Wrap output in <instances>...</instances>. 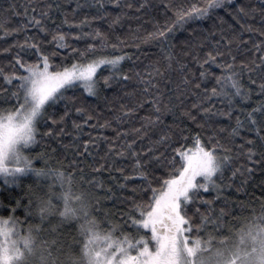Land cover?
<instances>
[{
	"label": "trees",
	"instance_id": "obj_1",
	"mask_svg": "<svg viewBox=\"0 0 264 264\" xmlns=\"http://www.w3.org/2000/svg\"><path fill=\"white\" fill-rule=\"evenodd\" d=\"M145 0H120V6L112 3L111 0H104V9H99V5L95 0H0V69L4 73L16 71L22 73L23 70L19 65L15 64L14 56L20 52L21 56L28 62H34L37 59L35 50H25L21 52L18 47L24 41L31 40L39 43L40 51L50 55L56 52L54 62L57 66L70 65L74 60H79L77 54L71 52V48L83 50L87 44L94 43L97 45V51L91 56L100 55H123L127 54L131 59L122 62L121 72L127 74L130 79L122 80L120 76L112 79L109 86H105L102 77L110 76L112 73L108 69L98 70V79H100V91L98 96H89L84 90L77 86L74 89L68 90L66 93L69 97H74V102H69V108L73 109L70 116L66 118L65 124L56 126L59 131L60 127L65 128V134L59 137H44L42 133L46 131L44 124L39 125L40 135L37 136V144L26 149V154H36L45 152L50 157L49 164L52 168H60L62 170L74 173V176L80 177L83 175V185L93 191H99L103 199L107 202L108 209L114 213L117 220L122 219V213L126 212L131 206V201L128 200L121 204L120 199L126 197L139 198L140 178L135 176L133 166L134 160L125 157H115L114 154L108 156V161L116 159L117 166L124 169L123 174L109 169L104 160L101 159L108 151V145L114 143L119 149L120 144L126 140H135V150L141 152L144 158L148 155H159L164 153L161 161L166 168L174 170L172 165L167 161L173 156V149L178 148L184 143L181 140V130H184V135L189 136V140L185 146L191 144V136L199 133L202 139L207 140L208 136L216 133L223 143L228 144V131L235 126L236 116L245 119L246 113L251 111L264 102V94L260 93L259 80L255 85L248 80V75L245 73L242 77V82L245 88L251 89V98L242 101L239 97L236 98L235 108L231 119L225 116L205 115L199 108H193V104L200 102V97L204 96V88L211 89L216 86L215 77L222 74L223 70L216 65H205L209 69L210 75L202 82V86L196 89L192 84L184 85L182 80L184 76H188L193 84L201 82L199 75L200 62L206 59L207 53L212 52L215 55L216 51L225 53L222 60L224 63H232V56L235 57L237 68L239 65L249 63L253 59H257L261 55L253 47L264 41V0H231V3H226L225 7L219 8L210 18L196 20L186 24L183 28H177L166 41L161 42L159 39L145 40L149 33L157 30V28L170 23L174 19L173 11L166 10L165 6L171 4L172 8L178 7L181 4L191 2V0H147L146 6L139 12L136 9ZM126 3H132L133 8L124 7ZM77 4L81 7H77ZM49 5L51 7L49 8ZM243 7L249 12L245 16L238 9ZM35 9V11H33ZM255 9V11H251ZM27 11V16L25 12ZM41 12H47L48 16L42 18V23L48 28L47 33H42L39 28L29 24L28 18L36 15L41 18ZM87 17L88 23L80 28L75 25H80V22ZM93 17H96L93 19ZM119 17V20H117ZM67 18L69 24H64V19ZM27 25V27H24ZM70 25H72L70 27ZM70 32L73 36L68 38V43L71 45L69 49H59L52 42V35L57 30ZM243 26V27H242ZM248 26H251L252 31H248ZM7 29L9 34L6 36L4 30ZM17 29H19L17 31ZM94 33L99 30L105 37L108 47L100 48V39L84 37L83 39H74L75 34L81 32ZM234 37H239V40L246 43L237 44L239 41H234L230 46L229 40ZM219 41V44H217ZM118 45L117 48H112L111 45ZM172 45L171 51L174 54L172 69H167L168 61L164 59L161 48H168ZM229 47L231 54H229ZM4 49H10L5 52ZM220 62L221 58H217ZM176 61H179L177 63ZM180 64L186 65L183 71L180 70ZM159 68L163 75H157L154 69ZM137 73L140 75L138 76ZM151 74V75H149ZM142 78L151 80L152 84L158 85L157 88H149L148 93L143 91L145 84ZM253 79H256L253 74ZM7 85L2 77H0V86L8 90V94L14 90V85ZM160 93L163 96V103L160 105L161 111L157 113L152 104L153 97ZM181 93H183L181 95ZM0 94H4L0 92ZM171 97V103L168 104V99ZM179 97V99H177ZM143 102V107H138V104ZM164 104H168L165 108ZM212 111L227 110L226 104L219 98H213ZM6 106V107H4ZM9 105L2 104L0 108H7ZM75 107H82L84 114H76ZM204 107H209L205 103ZM134 109L128 112V109ZM51 111V110H50ZM64 111V102H60L55 107L56 118ZM190 112V116L185 115ZM92 119L87 124L83 121L88 116ZM119 117V120L117 119ZM159 117V120H157ZM150 118V121L149 119ZM257 119H261L257 113ZM72 120L83 125L80 133V139L74 141L76 130L72 126ZM109 122L110 126L101 128L100 125ZM203 125V127H200ZM95 126V127H93ZM47 127H53L51 121H48ZM224 128L226 131L220 132L219 129ZM134 129H141L139 134L135 133ZM117 132L127 133L121 135L117 140ZM162 135H169L171 139L167 142V147L156 144V141ZM241 135L246 139L255 141L257 151L261 150V141H259L255 132H247L242 130ZM107 138V139H104ZM95 140L97 146H90L89 151L92 156L86 153L83 156H76L72 145L80 144V151H83V141ZM240 138L236 139V144L244 143ZM64 145H69L65 148ZM233 147V151L236 148ZM249 145H245L248 147ZM153 149L152 153L148 150ZM54 150V151H53ZM254 157L253 159H257ZM76 160L78 163L73 164ZM36 167H43V161L35 160ZM100 164H105V167L99 172H94L92 169L99 167ZM241 164H246L254 169L251 174V179L247 184L241 187L240 180L232 181L233 186L222 190L220 199L213 202L212 207L216 214H219L221 207L225 208L226 212L231 210V216L226 215L225 220L234 222L233 217L249 214L253 207L264 201V164L255 165L252 161H248L241 156L239 160L234 162V166L239 167ZM178 167V163L176 165ZM83 169V172H80ZM164 171V168L160 170ZM133 177L125 182L123 176ZM231 172H227L226 176H230ZM98 179L103 182V187H96L95 183L89 185L87 182ZM167 178V176H165ZM11 179V178H9ZM119 183H127V187L120 189ZM35 183V176L32 173L19 176L16 183H5V180H0V215L8 216L15 215L20 219H24V208L19 207L15 213L11 209L16 207V200L21 201V205L28 203L31 192L42 186ZM133 187L137 188V193H133ZM153 187H159L158 183H154ZM241 187L240 191L237 188ZM111 189V192L108 191ZM202 195L205 199L216 196L215 192L209 191ZM113 193L115 194L113 196ZM150 195V193H149ZM111 197V198H109ZM225 198L229 203H225ZM238 202H243L241 208ZM97 207V206H96ZM197 207L201 211H205L209 206L198 204ZM96 210V209H95ZM191 211V210H190ZM199 223L198 218H195ZM126 226V224H124ZM71 226V225H67ZM66 225L64 229L69 230ZM211 227V226H209Z\"/></svg>",
	"mask_w": 264,
	"mask_h": 264
},
{
	"label": "snow or ice",
	"instance_id": "obj_2",
	"mask_svg": "<svg viewBox=\"0 0 264 264\" xmlns=\"http://www.w3.org/2000/svg\"><path fill=\"white\" fill-rule=\"evenodd\" d=\"M99 5V9H104V0H95ZM116 6H120V0H111ZM226 3L230 4L231 0H191L186 4H181L178 7L172 8L171 4L166 5V10H172L174 19L170 23L157 28L156 31L149 33L145 40L159 39L161 42L166 41L168 37L179 27L183 28L186 24L196 20H203L210 18L219 8L225 7ZM147 4V0L141 3L136 11H140ZM51 5H49V8ZM77 7L81 5L77 4ZM124 7L133 8L132 3H126ZM35 11V9H33ZM239 12L245 16L249 15L243 7L238 9ZM251 11H255L252 9ZM27 16V11L25 12ZM41 18L32 15L28 18L29 24L39 28L42 33H47L48 28L42 23V18L48 16L47 12H41ZM96 17H93L95 19ZM119 20V17H117ZM64 24H69L67 18L63 21ZM87 17L80 22V25L75 27L80 28L87 24ZM72 25H70L71 27ZM2 27V26H0ZM27 27V25H24ZM243 27V26H242ZM19 29H17L18 31ZM248 31H252L251 26H248ZM4 34H9L8 30H4ZM264 36V32H261ZM73 36L70 32H63L57 30L52 35V42L59 49H69L71 45L68 43V38ZM84 37H91L93 39H100V48H107V42L104 35L99 31L94 33L81 32L74 35V39L80 40ZM246 43V41L239 40V37H234L229 40V46L234 42ZM219 44V41H217ZM21 52L25 50H35L38 54L34 62L25 60L20 52L14 56L15 64L23 70L22 73L13 71L11 73H4L0 69V77L7 85H13L14 90L8 94V90L0 86V105L7 104L9 107L0 108V176L8 177L5 183H16L19 180V174L32 173L40 186L48 173L53 170L49 164L50 157L45 152H39L34 155L26 154V149L32 145L37 144V136L40 135L39 125L44 124L46 131L42 133L44 137H59L65 134V128L60 127L59 131L56 126L66 123V118L70 116L73 109L69 108V102H74V97L66 95L68 90L74 89L77 86L81 87L89 96H98L100 91V79H98V70L108 69L112 73L110 76L102 77L104 85L109 86L110 81L117 76L122 80L127 81L130 77L121 72L122 62L131 59L127 54L123 55H100L91 56L97 51V45L89 43L81 50L71 48L73 54L79 55V60H74L70 65L64 64L57 66L54 62V57L57 55L53 52L50 55L44 54L40 51L39 43L25 40L24 43L19 44ZM112 48H117L118 45H111ZM173 46L168 48H161L164 59L168 61L167 69H172L174 54L171 51ZM253 47L261 55L257 59H253L249 63L242 62L237 68L235 64V57L232 56V63H224L222 58L225 55L222 51H216L215 55L208 52L206 59L200 62L199 73L201 82L194 83L184 76L182 83L184 85L192 84L196 89L201 88L202 82L210 75L209 69L205 65H216V67L223 70L222 74L215 77L216 86L211 89L204 88V96L200 97V102L193 104V108H199L205 115H219L232 118L235 108L236 98L246 101L251 98V89L245 88L242 82V77L246 73L251 84L255 85L257 79L259 82V90L264 94V41L254 44ZM8 52L10 49H4ZM229 54L231 48L229 47ZM221 58L218 62L217 58ZM179 63V61H176ZM186 67L180 64V70ZM157 75H163L159 68L154 69ZM255 74L256 79H253ZM139 76L140 74L137 73ZM151 75V74H149ZM145 87L143 91L148 93L149 88H157L158 85L152 84L150 79L142 78ZM183 93H181L182 95ZM213 98H219L226 104L227 110H219L213 112L212 105ZM179 99V97H177ZM64 102V111L58 118H56L55 107L58 103ZM152 104L155 111H161L160 105L163 103V96L157 93L153 99ZM171 103V97L168 99V104ZM209 104V107H204V104ZM168 104H164L167 108ZM143 102L138 104V107H143ZM51 110V111H50ZM76 114H84L82 107H75ZM134 109H128L132 112ZM257 113L260 114L261 119H257ZM185 115L190 116L194 121L195 117L191 116L190 112ZM92 117L89 115L83 121L87 124ZM119 120V117L117 118ZM150 121V118H148ZM51 121L53 127H47L48 121ZM159 120V117H157ZM151 122V121H150ZM72 126L76 130L74 141L80 139V133L83 125L72 120ZM110 123L100 125L101 128L109 127ZM95 127V126H93ZM203 127V125H200ZM242 130L247 132H255L259 141H261V150L257 151L255 141L246 139L241 135ZM135 133L139 134L141 129H134ZM220 132L226 131L224 128L219 129ZM184 130H181V140L184 142L180 147L174 148L173 156L167 161L172 165L174 170L166 168L161 157L164 153L159 155H148L147 158L142 156L141 152L135 150V140H126L120 144L119 149L114 143L108 145V151L105 153L102 160L108 165L109 169H114L123 174L124 169L117 166L116 159L108 161V156L114 154L115 157L128 156L134 160L133 170L136 177L140 178L139 198L126 197L120 199L123 204L126 201H131V206L128 210L122 213L124 218L123 224L118 223L112 219L111 213L108 210H102L95 207L97 211H103L104 219L101 223H107L109 227L102 230L89 229L91 236L85 240V249L90 253L91 264H181V249L187 255H192L195 249L192 247L194 243L196 248L201 246L202 241L199 239V232L207 228L210 231L221 232L230 220H225V216H231V210L226 212L225 208L219 209L217 215L215 209L212 207L214 200L220 199L222 190L233 186L232 181L240 180L241 187L246 185L251 179V174L254 169L248 167L246 164H241L239 167L234 166V162L239 160L241 156L248 161H252L255 165L264 164V102L256 108L246 113L245 119L242 120L240 116H236L235 126L228 131V144L223 143L216 133L208 136L207 140L202 139L199 133L191 136V144L185 146L189 140L188 135H184ZM121 135L127 133L117 132V140ZM244 140V143L236 144V139ZM107 139V138H104ZM171 139L169 135H162L156 144L167 147V142ZM231 144L236 148L228 146ZM245 145H249L245 147ZM76 156H83L85 153L92 156L89 151L90 146H97L95 140L83 141V151H80V144L72 145ZM68 148L69 145H64ZM54 151V150H53ZM154 150L149 149L152 153ZM258 157L257 159H253ZM43 161V167H36L34 161ZM77 164L76 160L72 161ZM178 163V167H176ZM105 167V164H100L99 167L93 168L94 172H99ZM164 168V171L160 170ZM264 170V169H262ZM231 172L230 176H226L227 172ZM83 172V169H80ZM74 175V173H71ZM167 176V178H165ZM80 180L84 177L81 175ZM133 177L124 175L125 182ZM89 185L95 183L96 187H103V182L95 179L87 182ZM154 183H158L159 187H153ZM264 184V182H262ZM118 187L124 189L127 183H119ZM237 188V191L241 190ZM207 193L209 191L215 192L216 196L205 199L202 191ZM30 195L28 203L21 205L20 200H16V207L12 208V213L16 212L19 207L24 208V219L30 214L33 203L31 196V186H29ZM111 192V189H108ZM133 193H137V188L133 187ZM150 193V195H149ZM95 206L99 205V199L95 193ZM115 194L113 193V196ZM111 198V197H109ZM225 203H229L225 198ZM198 204L208 205L205 211H201ZM239 206L243 208V202H238ZM191 210V211H190ZM5 219L0 222V236L6 233L9 229L6 227L10 220L15 215L3 216ZM198 218L199 223L196 222ZM237 217H233L236 219ZM124 224H128L134 229L133 232L123 230ZM211 226V227H209ZM13 255L11 249L0 241V264H11Z\"/></svg>",
	"mask_w": 264,
	"mask_h": 264
},
{
	"label": "clouds",
	"instance_id": "obj_3",
	"mask_svg": "<svg viewBox=\"0 0 264 264\" xmlns=\"http://www.w3.org/2000/svg\"><path fill=\"white\" fill-rule=\"evenodd\" d=\"M31 196L27 219L14 217L0 236L12 251L11 264H91L85 240L89 229H103L91 190L71 172L53 168ZM5 218L0 215V222ZM198 236L202 243L192 244V255L181 249V264H264V201L223 231L204 228Z\"/></svg>",
	"mask_w": 264,
	"mask_h": 264
},
{
	"label": "rangeland",
	"instance_id": "obj_4",
	"mask_svg": "<svg viewBox=\"0 0 264 264\" xmlns=\"http://www.w3.org/2000/svg\"><path fill=\"white\" fill-rule=\"evenodd\" d=\"M4 107H6V106H4ZM21 175H24V174H19V176H21ZM5 179H9L8 177H4V176H0V180H5ZM35 183H37L38 184V182H37V178L35 177ZM84 186V185H83ZM91 192H94L95 193V195H96V197L99 199V205L97 206L99 209H102V210H108V211H110L109 209H108V205H107V202L103 199V196H102V194H100V192L99 191H93V190H91ZM95 212H96V215L101 219V220H103L104 219V213H103V211H97V210H95ZM110 213H111V216H112V219L113 220H115L116 222H118V223H122L123 224V220H124V218L122 217V219L120 218V220H117V218H115V216H114V213H112L111 211H110ZM67 226V225H66ZM64 227V226H63ZM67 227H69L68 229L70 230V229H72V225L71 226H67ZM103 227L104 228H107V227H109V225L105 222V223H103ZM123 230L124 231H127V232H133L134 231V229L133 228H131L128 224H126V226L124 225L123 226Z\"/></svg>",
	"mask_w": 264,
	"mask_h": 264
}]
</instances>
